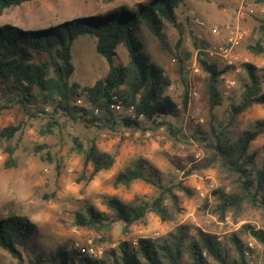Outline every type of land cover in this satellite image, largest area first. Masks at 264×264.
I'll list each match as a JSON object with an SVG mask.
<instances>
[{"label":"trees","instance_id":"1","mask_svg":"<svg viewBox=\"0 0 264 264\" xmlns=\"http://www.w3.org/2000/svg\"><path fill=\"white\" fill-rule=\"evenodd\" d=\"M32 0H0V15L9 8L18 7ZM111 0H105L106 3ZM264 5V0H257ZM183 0H146L135 3L132 8L114 6L100 14L76 17L55 26L26 30L11 24L0 25V113L18 107L30 119L37 114H47L43 106L49 104L51 113L42 133H51L63 117L80 124L90 131L70 137V151L81 156L82 168L78 180L90 181L99 172L110 169L115 154L98 148V132L115 130L121 124L125 128L138 129L142 122L163 127L169 138L177 141L180 132L169 117L176 118L185 112L189 103V91L181 60L180 37L174 46L167 42L164 29L171 26L181 31L176 11ZM258 39L246 46L255 56L264 51V18L257 19ZM145 29L160 45L162 52L171 54L178 62L183 92L180 102L165 94L171 80L165 69L150 60L139 32ZM81 35L93 39L96 53L108 64L105 77L92 86L80 87L70 82L73 67L71 43ZM119 46L128 53L125 64H114ZM197 65L205 74L203 95L208 104V128H197L193 138L206 154L202 164L187 167L175 164L184 178L204 168H215L226 188L212 192L215 199L213 213L223 221L227 213L235 217L246 209L264 213V154L257 160L249 151L250 144L264 130V121L255 120L241 128L239 117L253 106L264 107L262 77L254 65L242 63L237 78V100L230 102L225 114L218 118L214 108L221 105L222 94L219 79L231 67L220 69L215 60H209L197 47ZM116 95L124 106H133L136 116L131 119L111 108L112 96ZM83 97L82 105L72 100ZM38 106H40L38 108ZM97 110V114H95ZM26 122L0 131V148L7 155L5 168L16 165L13 144L16 135L22 136ZM19 137L17 142H19ZM41 147L37 152L41 151ZM45 158L52 161L50 152ZM44 159V158H43ZM90 172L87 175V170ZM134 181L151 185L156 194L149 202L125 203L116 196L102 200L106 209L123 223L124 229L141 222L152 213L161 221L174 220L180 212V199L176 191L191 196L183 184H162L158 171L146 160L139 158L127 164L113 179V188H128ZM77 227L96 232H107L112 220L94 206L84 204L75 212ZM37 224L28 216L9 213L0 218V248L7 251L17 264H250L246 252L250 249L233 233L227 243H222L215 233L178 225L172 231L155 239L139 237L136 244L120 242L116 248L107 249L102 256L89 255L83 247L72 240L58 245L47 254L40 255L32 249L37 238ZM240 232L249 233L264 248V229L243 225ZM32 257L24 259L25 254ZM232 253V256H231ZM261 264H264V251Z\"/></svg>","mask_w":264,"mask_h":264},{"label":"rangeland","instance_id":"2","mask_svg":"<svg viewBox=\"0 0 264 264\" xmlns=\"http://www.w3.org/2000/svg\"><path fill=\"white\" fill-rule=\"evenodd\" d=\"M145 1L111 0L106 3L105 0H32L6 9L0 15V25L11 24L26 30L42 29L76 17L100 14L117 5L132 8L135 3ZM240 8L245 11L243 18L237 16ZM176 16L181 31L166 25L164 33L172 47L182 37L181 64L189 91L187 110L176 118H168L180 129L177 141L173 142L163 127L158 128L148 122H142L138 129L125 128L118 124L113 131H100L97 134L98 148L115 154L114 164L110 169L99 172L90 181H80L78 176L82 159L80 155L70 151V137L89 134V130L59 117V125L51 133H42L51 113L49 104L43 106L47 114L39 113L37 117L30 119L17 106L0 113V131L21 120L26 122L22 136L16 135L13 141V144L17 143L14 167L5 168L7 155L0 148V218L9 213H18L34 221L38 230L32 249L37 254L44 256L63 242L72 240L79 247H93L95 257H100L104 251L116 248L122 241L133 244L139 237L155 239L178 225H186L190 231L199 229L215 233L227 245V239L238 232L239 239L250 249V253L246 252L247 261L250 264H261L264 248L249 233L240 230L243 225H250L256 230L264 229V213L246 209L236 217L227 213L225 219L220 221L213 213L215 199L212 192L219 187L226 188V183L216 169H200L184 178L183 172L175 164L187 167L191 162H205L206 154L193 138L197 128H208L209 120L208 104L203 95L205 74L197 65L198 50L195 45L203 49L209 43L221 41L207 29L201 30L194 26L193 19L199 17L208 26L229 24L239 27L245 33L243 41L233 52L232 64L216 60L220 69L231 67L219 79L223 100L221 105L214 108V113L220 118L225 114L228 104L237 100V78L241 73L242 63L254 65L262 77L264 90V51L255 56L246 49L247 45L253 44L259 37L257 19L264 18V5L257 0H183ZM199 34L201 38H198ZM139 35L150 60L163 67L170 77L171 85L165 90V94L179 103L183 85L180 83L177 60L171 54L162 52L157 40L147 30H140ZM127 61V50L119 46L114 64H125ZM71 63L73 72L69 81L80 87L92 86L105 77L108 71L107 61L96 53L94 41L88 35L78 36L72 41ZM77 98L72 100L75 105ZM255 120L264 121V107L256 105L243 113L239 117L240 127L244 128ZM39 147L42 149L37 152ZM47 151L50 152L52 161L45 158ZM249 151L255 154L257 160L261 159L264 154V130L250 144ZM139 158L146 160L158 171L162 184L181 180L192 195L186 196L182 191H176L181 210L174 220L161 221L149 213L141 222L124 229L123 223L106 209L102 200L110 196H116L125 203L152 200L156 190L143 181H134L128 188L112 186L116 174ZM89 172L88 168L87 175ZM84 204L94 206L112 220L107 232H96L75 225V212ZM32 256L29 252L24 255V259ZM0 264L17 262L7 251L0 248Z\"/></svg>","mask_w":264,"mask_h":264},{"label":"built area","instance_id":"3","mask_svg":"<svg viewBox=\"0 0 264 264\" xmlns=\"http://www.w3.org/2000/svg\"><path fill=\"white\" fill-rule=\"evenodd\" d=\"M244 15L245 11L243 10V8H240L237 12V16L239 18H243ZM192 23L194 24V26L201 30L207 29L211 33V35L221 39V41L219 42L209 43L206 47L200 49L205 54L206 58L215 61L222 60L225 61V63L228 65L232 64L233 52L243 41L245 33L239 27H233L229 24H214L212 26H208L199 17H195ZM197 36L198 38H201L200 34ZM82 104L83 99L81 97H78L76 99V105L80 106ZM111 108L115 112L122 113L123 115L131 119H142L141 116H136L133 106H124L121 101L118 100L116 95L112 96ZM97 112L98 111L95 110L94 113L97 114ZM133 244H136V241H134ZM84 249L89 255L96 256L93 247H88Z\"/></svg>","mask_w":264,"mask_h":264}]
</instances>
